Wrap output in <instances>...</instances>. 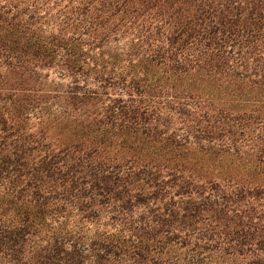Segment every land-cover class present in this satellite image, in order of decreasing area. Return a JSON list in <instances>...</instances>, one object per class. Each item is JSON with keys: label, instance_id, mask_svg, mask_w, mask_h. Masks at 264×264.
<instances>
[{"label": "trees", "instance_id": "16d2710c", "mask_svg": "<svg viewBox=\"0 0 264 264\" xmlns=\"http://www.w3.org/2000/svg\"><path fill=\"white\" fill-rule=\"evenodd\" d=\"M0 264H264V0H0Z\"/></svg>", "mask_w": 264, "mask_h": 264}, {"label": "rangeland", "instance_id": "374dc122", "mask_svg": "<svg viewBox=\"0 0 264 264\" xmlns=\"http://www.w3.org/2000/svg\"><path fill=\"white\" fill-rule=\"evenodd\" d=\"M93 230V229H92Z\"/></svg>", "mask_w": 264, "mask_h": 264}]
</instances>
